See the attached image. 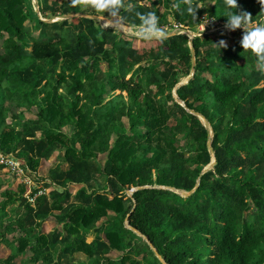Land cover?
I'll return each mask as SVG.
<instances>
[{
	"label": "trees",
	"instance_id": "obj_1",
	"mask_svg": "<svg viewBox=\"0 0 264 264\" xmlns=\"http://www.w3.org/2000/svg\"><path fill=\"white\" fill-rule=\"evenodd\" d=\"M106 3L37 0L42 21L30 20L28 0H0V154L20 150L41 189L54 188L34 205L25 195H37L36 187L0 194V247L9 251L0 264L28 252L35 264H64L75 254L88 264H264V54L242 47L240 28L222 49L214 34L194 37L195 73L173 96L192 67L180 32L207 17L227 25L235 11L251 15L244 28L258 26L264 0H237V9L226 0H118L110 13L122 25L103 20L123 32L176 28L156 39L102 27L91 17ZM196 7L194 18L188 9ZM66 16L74 17L46 22ZM210 149L216 164L203 173ZM59 151L65 170L49 164ZM94 178L105 179L101 189ZM71 185L81 186L74 196ZM16 202L17 215L7 216ZM54 213L64 234H43Z\"/></svg>",
	"mask_w": 264,
	"mask_h": 264
},
{
	"label": "rangeland",
	"instance_id": "obj_2",
	"mask_svg": "<svg viewBox=\"0 0 264 264\" xmlns=\"http://www.w3.org/2000/svg\"><path fill=\"white\" fill-rule=\"evenodd\" d=\"M207 4L211 5L212 3L209 1ZM28 5H29V11H30V14H31V19L30 20H36V18L42 19L41 16L38 15L37 12H36L35 0H28ZM99 12H100V16L99 17L101 18L100 22H102L103 24H104L103 20H110V21L113 20L116 23L122 25V22L120 21V19L116 15L111 14L110 11L107 8H100ZM27 26H29V27L33 26V22L29 21L27 23ZM105 26H111L112 27L113 25L110 24V25H105ZM255 27L256 26H251L250 25L249 28H245V29L246 30H251V29H253ZM123 29L129 31V32H123L122 31L123 32L122 34L123 35H127V36L139 35V36L157 37V36L163 35V33H161V32H152L150 30L149 31L148 30L147 31L141 30V31L135 32L136 28H134V29L133 28L132 29L123 28ZM175 29L176 28H173V29H171V31H170V29H165L164 32L173 33ZM245 29H243L241 27L240 30H239V34L236 35V33H234L232 30L227 29V27L225 25H216V23L213 22L212 19L207 17L205 19V22L203 23V26L197 28L194 32H191V33L195 37H199V36L201 37L203 34H214V35L222 38L223 40H225L226 44L229 45V44H231V40H234L235 35H236L237 38L242 39V37H243V35L245 34V31H246ZM181 33L182 32H180V34ZM142 46L150 47L151 44H149V43H144V44L138 43L137 44L138 48H140ZM263 64H264V60H263ZM33 66H34V64L28 63L25 68H33ZM24 114H25V117L27 119H32V118H34V116L36 114V110L33 109L30 112H24ZM9 122H10V120H9ZM63 132L66 133L69 136L72 134V131L69 128H65L63 130ZM23 157H24L23 153H21V151L18 150L14 154V156L11 157V159H14L15 161L21 162L23 164V161L25 162V160H23ZM105 160H106L105 156H100L98 161H97L98 165L103 166L104 163H105ZM49 164L51 165V167L60 166L64 170L67 169V165L64 162L63 151L55 152L53 154V156L50 158ZM29 179L33 180L31 177ZM104 181H105L104 178H94L92 183H91V186L93 188H95V189H101L104 186ZM21 185H24V184L20 183V181L17 179V177L14 176L10 171H7L5 169H1L0 170V194L2 192H5V191H9L10 193H17L20 190ZM41 185H42V183L37 184L35 182V187L36 188L41 189ZM53 189L54 188L52 186H50V187H47L44 191H45L46 194H48V193L52 192ZM68 190L70 191L72 196H74L76 194V192L78 191L76 187H72V186L71 187L69 186ZM130 191L131 190H125L124 193L127 195V197L130 196ZM29 195H30V193L26 194L25 197L27 198V196H29ZM2 202H3V198L0 196V204ZM18 206H19L18 202L14 203L13 205L12 204L7 205L6 215L7 216H12V217L16 216L17 212H16V214L13 213V212H14V210H18ZM52 216H50V217H52ZM50 217L48 219V224L47 225L48 226L50 225V228L53 229V226H55V223L52 220V218H50ZM54 230H57V229L55 228ZM95 237H96V233L94 232V230L89 231L87 242L93 241L95 239ZM11 238L12 237H9V239H11ZM57 249L58 250L54 254V260L55 261L58 260V256L57 255H58V251L60 249V246H58ZM3 252L7 253L8 250L6 248H3ZM3 254L4 253L0 252V256H2ZM61 262L64 263V264H88V260L83 255H77V256H75V258L73 257V259L72 258H62ZM16 264H35V263H31L29 261V258H24L22 260L19 259V261L17 260Z\"/></svg>",
	"mask_w": 264,
	"mask_h": 264
},
{
	"label": "clouds",
	"instance_id": "obj_3",
	"mask_svg": "<svg viewBox=\"0 0 264 264\" xmlns=\"http://www.w3.org/2000/svg\"><path fill=\"white\" fill-rule=\"evenodd\" d=\"M227 5L230 8L237 9V0H226ZM105 8H107L110 12H115L118 8V0H108V3L105 4ZM196 8H189L188 11L196 14ZM251 15L246 11H235L231 13L228 17V23L226 25L227 29L235 30L237 28H244V25L249 22ZM149 20L151 22V26L154 31H159L156 27V17L153 14H149ZM246 30V29H245ZM242 47L252 49L256 53L264 54V23L259 24L255 28L251 30H246L245 34L242 37L240 42ZM220 49L226 48L227 44L225 40H220L218 44H216Z\"/></svg>",
	"mask_w": 264,
	"mask_h": 264
},
{
	"label": "water",
	"instance_id": "obj_4",
	"mask_svg": "<svg viewBox=\"0 0 264 264\" xmlns=\"http://www.w3.org/2000/svg\"><path fill=\"white\" fill-rule=\"evenodd\" d=\"M35 5H36V12L38 15H40L39 11H38V7H37V0H35ZM71 17H74V16H66V17H62V18H57V19H51V20H48L46 22H50V23H54V22H57V21H60V20H67L68 18H71ZM79 17H84L86 18L85 16H79ZM92 19H94L95 21H101V18L100 17H91ZM42 20V19H41ZM44 21V20H42ZM101 23V26L104 27V28H113V29H116L114 27H111V26H105L102 22ZM117 31H119L120 33H123L122 31H120L119 29H116ZM125 34V33H124ZM174 33H169V34H166V35H161V36H157V37H148V36H139V35H130V36H135V37H142V38H148V39H156V38H161V37H169V36H172ZM182 34L183 35H186L188 36L189 38V46H190V50H191V59H192V67H191V75L185 79L184 81H182L180 84H178L175 88V90L173 91V96L175 98H177V89L180 88L181 86L183 85H186L189 80L193 77L194 73H195V54H194V49H193V46H192V39L195 37L192 35L191 32L189 31H182ZM192 114H194L193 112H191ZM197 117L200 119V121L203 123V125L209 130L210 134H211V129L207 123V121L200 115H197ZM208 146L210 147V143H208ZM210 154L211 156L213 157L214 153L213 151L210 149ZM216 162H215V159L213 157L211 163L203 170V173H206L207 171L209 170H212L213 167L215 166ZM198 187V184L196 185V188ZM166 189V188H165ZM171 191H174L175 193L181 195L182 197L184 198H187L189 197L190 195H192L194 193V190L192 192H182V191H176V190H173V189H169ZM133 192H135V190H131L130 191V196H132ZM128 218V217H127ZM126 224H127V221H126ZM130 229V228H129ZM135 232V231H134ZM136 233V232H135ZM138 236H140V234L136 233ZM155 256L158 258L159 261H161L163 263V259L161 257L158 256V254L155 252Z\"/></svg>",
	"mask_w": 264,
	"mask_h": 264
},
{
	"label": "built area",
	"instance_id": "obj_5",
	"mask_svg": "<svg viewBox=\"0 0 264 264\" xmlns=\"http://www.w3.org/2000/svg\"><path fill=\"white\" fill-rule=\"evenodd\" d=\"M204 22H205V19L203 20V23ZM203 23L200 27L203 26ZM216 25H224V24L216 23ZM247 28H249V27H247ZM0 166L4 167L5 170L10 171L14 176H16L17 179L20 181V183L28 186V188H30V189L35 188V180L36 179H35L34 174L21 162L15 161L14 159H11V157H6V156H3L2 154H0ZM30 177L33 180H30L29 179ZM44 193H45L44 190L38 189V193L34 197L27 196L28 202L30 204L34 205L36 197L41 196Z\"/></svg>",
	"mask_w": 264,
	"mask_h": 264
},
{
	"label": "crops",
	"instance_id": "obj_6",
	"mask_svg": "<svg viewBox=\"0 0 264 264\" xmlns=\"http://www.w3.org/2000/svg\"><path fill=\"white\" fill-rule=\"evenodd\" d=\"M39 175V174H38ZM40 176V175H39ZM72 187H76L77 188V190H79L80 189V187L81 186H77V185H71ZM70 186V187H71ZM57 215H59L58 213H54L53 214V216L52 217H50V218H52V220L54 221V223H55V226H53V229H51L50 228V225L48 226L47 224H48V219L46 220V221H44L43 222V224H42V228H41V232L43 233V234H48V233H50V232H52V231H54V229L56 228L59 232H61L62 234H64V230H63V224L62 223H59L58 222V220H57V218H56V216ZM102 223V222H101ZM98 226H99V224H98ZM9 237H12V235H10ZM8 237V238H9ZM17 237H18V235H17ZM87 238H88V236H87ZM86 242H87V239H86ZM92 242V241H91ZM91 242H87V243H91ZM3 248H5V247H0V252H2V253H4L1 257L2 258H5V257H7L8 255H9V251L7 252V253H5V252H3ZM7 249V248H6ZM8 250V249H7ZM77 255H83V254H75L74 256H72V257H64V258H72L73 259V257L75 258V256H77ZM120 255H121V253H118V252H112L111 254H110V258H112L113 260H118L119 258H120ZM31 253L30 252H28L27 253V255L25 256V257H23V259L24 258H29V260H30V258H31ZM85 258H86V256L85 255H83ZM87 259V258H86ZM20 260H22V259H20ZM17 261V260H16ZM18 261H19V259H18Z\"/></svg>",
	"mask_w": 264,
	"mask_h": 264
}]
</instances>
